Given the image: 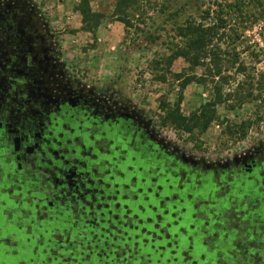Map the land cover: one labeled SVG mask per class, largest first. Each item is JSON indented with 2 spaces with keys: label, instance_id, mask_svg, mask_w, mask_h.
<instances>
[{
  "label": "flooded vegetation",
  "instance_id": "1",
  "mask_svg": "<svg viewBox=\"0 0 264 264\" xmlns=\"http://www.w3.org/2000/svg\"><path fill=\"white\" fill-rule=\"evenodd\" d=\"M54 49L0 5V264L197 263L196 241L264 264V146L204 165L71 83Z\"/></svg>",
  "mask_w": 264,
  "mask_h": 264
},
{
  "label": "rangeland",
  "instance_id": "2",
  "mask_svg": "<svg viewBox=\"0 0 264 264\" xmlns=\"http://www.w3.org/2000/svg\"><path fill=\"white\" fill-rule=\"evenodd\" d=\"M81 1L0 0V5L31 16L46 29L71 83L131 109L150 130L187 156L215 166L263 148L264 100L235 109L230 101H223L203 132H186L163 123L166 110L178 107L182 115L189 116L213 97L219 76L213 75L212 56L196 67L181 58L167 67L165 60L170 52L167 34L172 36L173 25L191 16L199 19L209 0H141L138 9L122 11H117L116 0H86L92 12L101 14L98 25L91 30L83 27ZM122 17H128L132 24L128 34L119 21ZM246 36L248 42H243V47L264 46L257 26ZM221 46L227 48L226 44ZM249 54L250 50L242 53L240 61H252ZM229 58L230 53L220 60V75L228 77L221 89L224 96L235 87V79H244L234 73ZM257 68L262 69L263 63ZM176 73L180 74L179 80H175ZM186 78L191 81L181 88Z\"/></svg>",
  "mask_w": 264,
  "mask_h": 264
},
{
  "label": "trees",
  "instance_id": "3",
  "mask_svg": "<svg viewBox=\"0 0 264 264\" xmlns=\"http://www.w3.org/2000/svg\"><path fill=\"white\" fill-rule=\"evenodd\" d=\"M209 1L208 7L204 9L199 19L192 16L186 18L183 23L173 25L172 36L167 34V38L169 37L167 45L170 51L165 57L167 67H170L175 60L180 58L196 67L202 65L199 63L200 61L212 56L215 69L213 75L219 76V80L214 82L212 99L200 105L189 116L182 115L178 107L166 110L163 123H169L186 132H191L194 129L203 132L215 119L216 106L223 101H230L232 109H235L244 104H250L252 101L264 100V46L243 47V42H248L245 39L246 33L252 31L255 26L258 27V36L264 42V0ZM87 3L86 0L81 1L79 11L82 15L83 27L91 30L98 25L101 14L92 12ZM140 5L141 0H116L117 11L130 8L138 9ZM171 15L173 16L175 13ZM119 21L125 26V34H128L130 27H132L130 19L122 17ZM156 37L158 39V36ZM222 44H226L227 48H222ZM249 50L253 62L240 61V55ZM228 53H230V67L234 69L236 75L244 76V79H235V87L224 96L221 89L227 83L228 77L220 75V60L222 56H228ZM259 63H263L262 69L257 68ZM174 77L175 80H179L180 74L176 73ZM160 79L164 80L162 76ZM190 81V78L184 79L181 88ZM255 91L258 93L254 94ZM244 133L245 129L243 128L241 129V136ZM185 227L187 232H192L188 225L185 224ZM187 236L188 233L183 240L185 243H187ZM194 247L193 255L197 263L189 260L183 264H214L213 252H207L199 241L195 242ZM202 253H205L206 257L200 259Z\"/></svg>",
  "mask_w": 264,
  "mask_h": 264
},
{
  "label": "snow or ice",
  "instance_id": "4",
  "mask_svg": "<svg viewBox=\"0 0 264 264\" xmlns=\"http://www.w3.org/2000/svg\"><path fill=\"white\" fill-rule=\"evenodd\" d=\"M3 187V185H0V188H2ZM19 195V194H18ZM225 207H228L227 205H225Z\"/></svg>",
  "mask_w": 264,
  "mask_h": 264
}]
</instances>
